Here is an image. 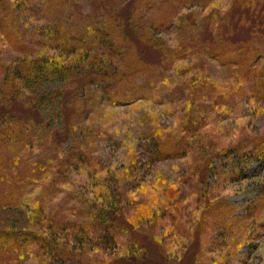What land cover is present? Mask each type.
<instances>
[{
  "label": "rangeland",
  "instance_id": "rangeland-1",
  "mask_svg": "<svg viewBox=\"0 0 264 264\" xmlns=\"http://www.w3.org/2000/svg\"><path fill=\"white\" fill-rule=\"evenodd\" d=\"M54 1L11 0L16 4L10 11L33 33L48 20ZM63 1L68 12L86 15L93 9L88 0ZM243 1H155L142 14L147 22L161 23L150 30L149 44L138 40L136 47L152 66L150 73L126 75L124 83L87 81L91 93L77 91L60 106L54 100L29 104L28 98L38 97L30 79L7 78L0 64V111L24 119L23 133L33 132L29 142L16 138L0 145V232L41 231L43 220L32 225L37 201L45 206L46 200L67 195L73 202L78 193L105 204L122 223L101 238L93 230L83 233L79 247L86 258L119 264H264V149L256 143L264 141V89L255 82L257 74L213 53L208 43L219 24L229 39L249 36L250 26L241 20ZM249 1L263 3L257 14L264 18V0ZM37 48L44 56L48 52ZM86 51L54 53L80 69ZM25 57L0 31V63L11 70ZM107 57L122 73L130 72L128 57L110 52ZM263 61L259 52L253 70L259 72ZM65 80H48L41 90ZM129 85L142 89L129 95L124 89ZM125 230L129 239L121 235ZM37 248L31 243L13 251L3 244L0 264L71 260L44 258Z\"/></svg>",
  "mask_w": 264,
  "mask_h": 264
},
{
  "label": "trees",
  "instance_id": "trees-1",
  "mask_svg": "<svg viewBox=\"0 0 264 264\" xmlns=\"http://www.w3.org/2000/svg\"><path fill=\"white\" fill-rule=\"evenodd\" d=\"M73 1L77 2L78 0ZM155 1L157 0H128L130 4H133L129 8L128 2L121 5L118 0H88L93 9L92 12L83 15L80 11H66V1L56 0L50 5L48 20L42 24V28L36 29L37 31L32 33L21 22L22 20L18 21L19 16L11 14L10 9L16 3H12L11 0H0V31L18 51L26 55L22 62L11 70L0 63L4 70L3 75L14 79L21 77L22 82L30 79L33 84L32 93H36L38 97H36L37 99L28 98L29 104L36 100L39 104L47 105L49 100H54L53 103L57 106L69 102V97L77 91L81 95L91 93L90 88L85 86L87 81L96 83L107 81V84H110L119 81L124 83L126 75L144 77L143 75L150 73L149 68L152 66H149L148 62L139 56L136 47L138 40L149 44L150 30L158 27L161 23V20L157 19L147 22L142 14L145 7L155 6ZM168 1L173 2V0ZM262 4L260 1L251 3L249 0H244L240 4V7L243 6L242 24L250 26L247 38L229 39L224 36V33H221L223 28L219 24L218 33L208 42L210 46H213L211 48L213 53L216 51L219 55L227 58L226 61L236 62L244 72L252 71L254 76L257 74L259 80L256 79L255 82L260 86V89H264V61L263 68L259 72L253 70L252 64L259 52L264 54V30L260 32L261 27L264 29V18L257 14L258 8ZM146 26L149 27L148 31L144 28ZM30 34H33V38ZM35 34H39L42 39L36 38ZM37 45L48 48L45 56L42 55L40 49H36ZM96 46L98 48L102 46V49L97 50ZM80 49L90 52L89 54L86 51L83 54V57L88 58L80 69L75 68L74 65L65 64L57 56L58 54L54 53L56 50L76 52ZM49 52L53 54H49ZM109 52L128 57L127 68L130 72L122 73L119 66L113 64V60L107 57ZM55 79H64L65 82L63 81L62 85L56 88L41 90L43 83ZM19 86L23 85L19 84ZM124 89H127L129 95H135L137 90L142 89V86L134 85V88H131L129 85ZM20 98L22 97L20 96ZM54 116H57L56 113ZM27 124L24 119L7 110L0 111V145L4 146L8 141L16 140V138L29 142L33 132L26 128L27 131L23 133L24 126ZM256 143L261 146L262 150L264 149V141L258 140ZM71 183L73 182L71 181ZM68 198L72 199L67 195L59 197L56 201H54L55 198L48 199L45 201V206L38 200L32 225L43 220L41 223L43 229L41 231H32L31 229L2 231L0 232V247L3 244H8L14 251L17 248H28L33 243L39 251L45 253L44 258L49 257L50 259L51 256L57 258L66 255L69 257L68 259H71L70 261L60 260V264H119L117 261L115 263L91 257L86 258L83 247L79 246L83 243V233L93 230L101 238L108 229L120 230L122 223L114 217V214H111L105 204H96L93 199H86L78 193H76L73 202H69ZM117 212L121 213L117 210L114 211L115 214ZM67 235L71 237V240H66ZM121 235L126 239L131 237L128 231H122ZM141 251L142 249L139 252ZM136 256L138 253L133 254V258ZM123 259L127 260L128 258L123 257ZM45 264L52 263L48 261Z\"/></svg>",
  "mask_w": 264,
  "mask_h": 264
}]
</instances>
